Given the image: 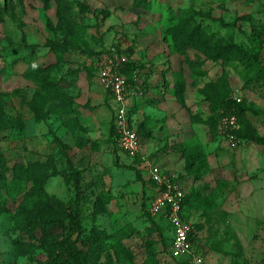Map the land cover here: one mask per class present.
<instances>
[{
    "label": "rangeland",
    "instance_id": "obj_1",
    "mask_svg": "<svg viewBox=\"0 0 264 264\" xmlns=\"http://www.w3.org/2000/svg\"><path fill=\"white\" fill-rule=\"evenodd\" d=\"M47 1L0 0V119L16 122H0V264H78L72 246L81 264H190L171 254L167 215L154 216L161 237L147 214L159 184L112 134L113 47L149 85L129 98L141 153L182 185L203 264H264V0ZM193 29L201 40L182 52L174 35ZM51 63L63 87L36 104L27 77ZM231 110L235 143L212 126ZM75 200L83 234L28 230L69 221Z\"/></svg>",
    "mask_w": 264,
    "mask_h": 264
},
{
    "label": "built area",
    "instance_id": "obj_2",
    "mask_svg": "<svg viewBox=\"0 0 264 264\" xmlns=\"http://www.w3.org/2000/svg\"><path fill=\"white\" fill-rule=\"evenodd\" d=\"M128 61V57L120 53L116 47L111 48L107 62L103 64L101 80L107 91L112 96V107L115 111V128L118 134L120 148L129 156L135 157L141 153L142 137L129 123V104L132 95L143 94L140 87H130L127 83L121 66ZM237 100H241L238 96ZM223 132L232 143L238 141L236 131L240 123L236 114L226 115L222 119ZM146 161V167L152 180L159 184L161 191L151 206V214L159 215L165 213L173 227V241L171 243V254L183 257L190 264H203L202 254L197 252L191 235L195 230L194 223L185 218L184 198L186 193L177 180L175 174H171L160 165L151 164Z\"/></svg>",
    "mask_w": 264,
    "mask_h": 264
},
{
    "label": "trees",
    "instance_id": "obj_3",
    "mask_svg": "<svg viewBox=\"0 0 264 264\" xmlns=\"http://www.w3.org/2000/svg\"><path fill=\"white\" fill-rule=\"evenodd\" d=\"M48 1H47V3H48ZM174 37H175L176 45L177 44L179 45V47H180L182 52H185L187 46L197 45V42H199L201 40L200 34L195 29L184 33V35H177V36L174 35ZM51 43L54 46V48H53L54 51H56L55 54L61 53L60 52L61 51L60 48L64 47V45H60L58 43H53L52 41H51ZM228 50H229L228 46L220 47V53H222V54L226 53ZM57 55H58L57 57H62L61 54H57ZM255 59H256V61H259L257 56H256ZM133 64H134V62L131 61L130 59H128V61L121 66V69H122L124 75L126 76L128 85L130 87L140 86L144 90L143 94H145L148 91L149 85H148L147 82L139 83L138 82V78L134 74H131V71H134L137 68ZM54 66H55L54 63H51V64L47 65L46 67H43V66H40V65L35 67V68L33 67L32 69H35V72H31V74L32 73L33 74L32 75L30 74L27 77V78H30L31 80L35 81L36 84H37L38 90L35 92L36 96L34 98V102L36 104L40 103V101H41L40 97L43 94L50 93L53 89H60L61 87H63V78H60L59 76L57 77L56 74L53 73V71H55L54 70L55 69ZM161 88L165 89L163 84H162ZM0 95H2V94L0 93ZM5 104H6L5 101H2L1 105L5 106ZM231 104H237V101L236 100H231V102L226 103L225 106L231 107L230 106ZM111 106H112V103H111ZM32 109L36 110L35 104H33ZM131 109H132V107L129 110V123H130V126L137 131V133L139 134L140 137H143L142 131L135 124L136 122L134 121L135 119L133 118V116L131 114ZM112 110H113V117H112L111 131H112V134L115 136L116 140L118 141V134H117L116 128H115V111H114L113 107H112ZM230 114H236L237 115V113L234 110H231V111L226 112L225 114H223V117L226 116V115H230ZM0 116H6V114H3V109L2 108H0ZM223 117L219 120V124L218 125H216V124L212 125L214 128L218 127V131H220L221 133H223V128H222V119H223ZM237 117H238V115H237ZM238 120H239V118H238ZM0 122L4 126L5 125L6 126H12L13 122H14V125H16L15 121L4 123L0 119ZM239 123H240V120H239ZM240 132H241V123H240V128L236 131V134H237L238 137L240 136ZM253 139L259 144H264V136H262V135H254ZM118 144H119V142H118ZM134 159L137 160V164L139 162L141 164H144V166L146 167V161L148 159L142 153H138L134 157ZM117 164H120V163L117 162ZM138 167L139 166H137L136 174H137V177L142 180L143 179V177H142V170L143 169L142 168H138ZM152 182L156 186H158V184L154 180H152ZM146 189H147L146 182L143 181V190L145 191ZM187 202H188V199H187V195H186L185 198H184V202H183L184 211H185L184 215H185V218L187 220L192 221L190 219V217L188 216V213L186 211L188 209ZM78 208H79V201L78 200H75L74 202H72L69 205V207H68V218H69V221H67L66 219H64L61 216H55V215L48 216V217L33 218L28 223V227H29L28 230L31 229V230H38V231L46 232V231H52V230H54L56 228H61V229L65 230L68 233L78 232V234L81 235V234L84 233V231H83L84 227H83L82 220H81L79 212H78ZM147 214L154 220V225L158 226V224L156 222V219L154 217L155 215L151 214L150 211H147ZM169 224H170L169 228L171 229V232H172L171 240L169 242V246H170L172 241H173V227H172V224L170 222H169ZM158 230H159L160 236L163 237V232L161 231V228L159 226H158ZM191 239H192L194 244L197 243L198 234H197L196 229L194 230L193 234L191 235ZM76 249H77L76 246H72V247L69 248L68 252L70 253L71 256L74 257V259L76 260V262L78 264H81V262L78 260L76 254H75V250Z\"/></svg>",
    "mask_w": 264,
    "mask_h": 264
},
{
    "label": "crops",
    "instance_id": "obj_4",
    "mask_svg": "<svg viewBox=\"0 0 264 264\" xmlns=\"http://www.w3.org/2000/svg\"><path fill=\"white\" fill-rule=\"evenodd\" d=\"M143 142V141H142Z\"/></svg>",
    "mask_w": 264,
    "mask_h": 264
}]
</instances>
